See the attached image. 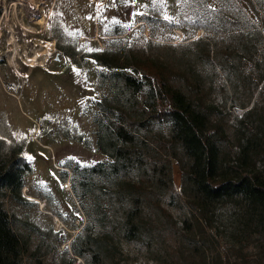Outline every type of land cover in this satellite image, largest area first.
<instances>
[{
	"label": "rangeland",
	"instance_id": "rangeland-1",
	"mask_svg": "<svg viewBox=\"0 0 264 264\" xmlns=\"http://www.w3.org/2000/svg\"><path fill=\"white\" fill-rule=\"evenodd\" d=\"M240 11L262 28L264 0H0V137L10 142L20 136L34 165L23 188L30 202L4 200L31 248L23 264H63L69 259L85 264L72 254L71 241L93 224L73 189V166L108 160L97 146L95 120L96 102L109 94L102 76L108 70L87 53L114 41L116 37L106 35L115 27L126 31L128 44L144 46L148 56L197 75L208 103L223 112L221 122L229 136L224 161L235 163L241 144L264 127V104L258 97L256 110L248 114L254 101L248 104V97L225 75L197 64L193 54L202 43L193 41L203 38L222 45L228 38L224 19L242 20ZM111 46L117 51L123 43ZM247 70L257 66L248 63ZM242 120L253 129L245 130ZM160 128L168 134L167 125ZM255 157L257 167L264 169V150ZM173 174L175 185L164 203L181 229L185 208L170 203V198L183 199L175 161ZM239 217L231 204L217 207L216 229L207 230L205 252L193 264H264V241L249 230L238 236ZM167 243L179 264H189L194 256L184 237L178 241L167 232ZM116 256L122 264H157L139 245L124 241H116Z\"/></svg>",
	"mask_w": 264,
	"mask_h": 264
},
{
	"label": "trees",
	"instance_id": "trees-1",
	"mask_svg": "<svg viewBox=\"0 0 264 264\" xmlns=\"http://www.w3.org/2000/svg\"><path fill=\"white\" fill-rule=\"evenodd\" d=\"M240 12L243 21L224 19L228 38L222 45L194 40L202 45L193 58L225 75L248 97V104L254 101L248 111L252 114L258 97L264 104V24L257 29ZM125 32L115 27L112 35H106L116 37L114 41L87 53L108 70L102 76L109 94L96 102L99 116L95 120L97 146L108 160L73 166V189L93 225L73 238L72 254L85 264H122L116 256V241H124L139 245L157 264H179L167 243L170 232L178 241L179 236L185 238L194 256L188 263L193 264L196 255L205 252L207 230L216 229L215 210L226 203L240 211L238 236L249 230L264 241V169L257 167L255 157L264 150V127L241 144L235 163L226 164L222 149L229 136L221 122L223 112L208 103L197 75L148 56L144 46L137 49L128 44ZM112 43H123V47L115 51ZM248 63L257 70L249 72ZM163 124L168 134L160 128ZM241 125L253 129L244 120ZM24 150L20 136L10 142L0 137V264H23L31 250L16 229L17 215L4 202L6 198L30 202L23 188L34 165ZM174 161L181 170L183 199L170 198V203L185 208L181 229L164 203L175 185ZM63 264H75V259Z\"/></svg>",
	"mask_w": 264,
	"mask_h": 264
},
{
	"label": "snow or ice",
	"instance_id": "snow-or-ice-1",
	"mask_svg": "<svg viewBox=\"0 0 264 264\" xmlns=\"http://www.w3.org/2000/svg\"><path fill=\"white\" fill-rule=\"evenodd\" d=\"M91 18V17H90ZM167 18V17H166ZM71 34V33H70ZM74 35V34H73Z\"/></svg>",
	"mask_w": 264,
	"mask_h": 264
}]
</instances>
